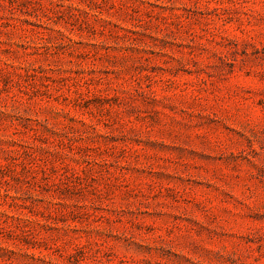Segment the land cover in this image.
Masks as SVG:
<instances>
[{
  "label": "rangeland",
  "instance_id": "1",
  "mask_svg": "<svg viewBox=\"0 0 264 264\" xmlns=\"http://www.w3.org/2000/svg\"><path fill=\"white\" fill-rule=\"evenodd\" d=\"M0 264H264V0H0Z\"/></svg>",
  "mask_w": 264,
  "mask_h": 264
}]
</instances>
